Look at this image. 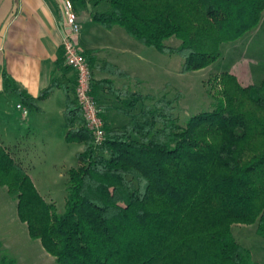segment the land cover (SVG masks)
Masks as SVG:
<instances>
[{"label": "trees", "instance_id": "16d2710c", "mask_svg": "<svg viewBox=\"0 0 264 264\" xmlns=\"http://www.w3.org/2000/svg\"><path fill=\"white\" fill-rule=\"evenodd\" d=\"M94 1L111 3L110 11L92 14L96 23L179 55L183 73L212 66L224 44L257 29L264 15V0ZM173 37L181 41L177 48L165 44ZM100 70L129 77L111 64ZM5 81L12 85L7 75ZM105 83L128 122L113 126L102 114V143L72 98L73 85L54 80L38 99L19 91L24 104L38 110L39 100L63 89L67 141L84 146L79 166L69 172L60 215L0 143V185L18 202L31 238L57 264H260L233 228L256 226L264 239V79L246 86L233 73L216 76L214 110L186 127L176 118L175 100Z\"/></svg>", "mask_w": 264, "mask_h": 264}, {"label": "rangeland", "instance_id": "374dc122", "mask_svg": "<svg viewBox=\"0 0 264 264\" xmlns=\"http://www.w3.org/2000/svg\"><path fill=\"white\" fill-rule=\"evenodd\" d=\"M83 8L84 16L88 12L106 13L111 10V3L102 1L97 4L91 0ZM116 30L108 32L105 40H115V32H121V36L139 46L141 50L138 53L143 57L136 64L135 71H131L137 78L133 76L131 79L122 80L119 86L126 85L128 89L146 95L152 94L155 98L167 97L175 100L176 118L182 127H186L193 117L214 110V96L218 88H214L211 82L216 76L233 73L246 86L260 85L264 79V15L257 29L237 42L222 46L223 57L220 60L207 69L191 73H183L184 60L179 55L162 54L154 48L140 44L123 28L117 27ZM165 44L177 48L181 41L173 37ZM100 55L103 59L110 57L103 51H100ZM71 79L74 90L72 98L78 103V78L75 72ZM93 94L102 109L106 108L104 104H109L110 99L114 104L123 106L116 102V98L108 97L107 94L106 98L109 99L106 101H102L98 94ZM117 116L115 113L113 126L122 127L128 122L125 116ZM18 145L27 149L26 169L23 168L37 191L46 202L55 204L58 214L62 215L68 197L69 172L79 166L77 154L83 151V144L69 143L63 126L55 125L53 149L48 148L50 142L40 135L36 138L30 136ZM9 150L16 153L14 148L10 147ZM17 152L20 153V150ZM233 234L252 251L257 262L264 264V239L258 234L256 226H234ZM5 257L16 260L17 264H57L56 259L45 251L41 242L31 238L27 224L18 215L15 197L9 194L6 187L0 185V264H3Z\"/></svg>", "mask_w": 264, "mask_h": 264}, {"label": "crops", "instance_id": "0c3cea01", "mask_svg": "<svg viewBox=\"0 0 264 264\" xmlns=\"http://www.w3.org/2000/svg\"><path fill=\"white\" fill-rule=\"evenodd\" d=\"M63 2L0 0V143L25 169L27 149L18 145L20 142L30 136L36 138L40 135L50 142L48 148L53 149L55 125L63 126L67 138L68 126L64 117L67 97L63 89L58 88L48 98L39 100L38 110L28 108L20 93L38 99L54 80L72 86L71 78L75 71L66 62L59 67L57 65L61 58H65ZM88 2L91 0H87L86 4L75 2L81 26L78 47L92 69L95 83L93 92L106 101L109 99L106 94L116 98L107 88L106 80L113 81L118 89L128 88L126 85L120 87V81L133 76L137 78L131 71H135L136 64L143 57L138 53L141 50L139 46L121 36V32H115V40H105L107 33L117 31V27L112 30L103 28L92 19L95 12H88L84 16L83 7ZM100 51L108 53L110 57L101 58ZM105 64L117 66L126 71L129 77L118 78L101 71L100 67ZM6 75L12 82L10 86L6 85ZM116 102L121 103L118 99ZM104 105L106 108L103 112L109 123H114L115 113L117 117L123 116L118 111L119 104H114L113 100L110 99V103ZM10 147L16 153H11Z\"/></svg>", "mask_w": 264, "mask_h": 264}, {"label": "built area", "instance_id": "2783aa9c", "mask_svg": "<svg viewBox=\"0 0 264 264\" xmlns=\"http://www.w3.org/2000/svg\"><path fill=\"white\" fill-rule=\"evenodd\" d=\"M62 5L66 33L63 43L65 60L67 65L77 73L78 104L83 109L97 141L102 143L105 138L103 110L93 95L92 72L88 60L78 47L81 26L78 22L77 12L71 0H64Z\"/></svg>", "mask_w": 264, "mask_h": 264}]
</instances>
